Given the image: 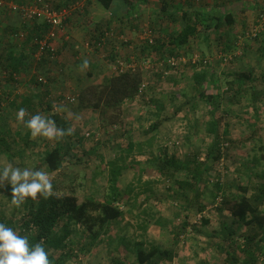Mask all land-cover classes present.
<instances>
[{
	"label": "rangeland",
	"instance_id": "rangeland-1",
	"mask_svg": "<svg viewBox=\"0 0 264 264\" xmlns=\"http://www.w3.org/2000/svg\"><path fill=\"white\" fill-rule=\"evenodd\" d=\"M34 1L4 0L8 6L11 4L17 6L22 4L31 5ZM40 1L50 4L55 10H67L69 13L67 18H71L78 13L79 5L69 4L57 7L56 4H52L53 1L56 3V0ZM243 2L242 11H240L239 5L237 6L238 9L235 6L232 11L235 16L246 13L245 16L248 22L244 26L240 25L236 36L231 37V40L235 43L232 50L226 55L222 54L219 49L222 43L216 41L217 32L212 30L209 35L210 40L205 42L202 39L196 46L192 56L193 59L195 56H199L213 63L215 77L217 76L220 79L223 85L221 87L223 93L226 88V81H230L234 77L231 73L238 72L245 66H248L247 69L254 67L255 77L259 78L261 71L264 70V59L258 56L257 48L259 46L255 37L256 35H264V31L258 28L259 15L264 11V0L261 2L258 0L256 6L250 3V0ZM242 3L240 4L242 5ZM143 22V25L135 27L137 30L134 33L135 40L129 36L127 37L124 32L126 31L125 28L121 26L117 28L119 31L115 29V31L108 34L107 38H110V41L102 45L98 51L93 50L91 52L93 48L88 50L85 45L86 39L78 42L75 51L80 55L82 63L76 67L78 71H76L75 77L71 76L70 72L66 73L67 68H64L65 65L60 69L58 67L52 68L54 73L60 76L58 86H54L49 91V100L52 102L53 111L60 115V123L56 125L59 128H62L65 124L68 125L65 130L71 128V135H65L60 139L31 136L30 144L26 146L21 142L28 131L25 122L35 114L47 116L48 114L42 110L44 106L36 110L31 116L26 113L24 120L20 121L17 119L18 111L10 109L9 101L6 102L5 97L2 98L3 101L0 100V115H4L6 112L11 114V119L5 121L11 135L4 136L1 134V136L6 141L11 142V137L15 133L14 137L17 142L11 145L14 152L13 156L0 153V167L12 164L20 168L45 171L42 163L44 151L52 148L57 142L61 144L62 141L66 140L70 142L68 145L75 152L91 148H94V150L97 148L96 151H103L104 154L101 155L87 154L92 159L84 156L85 158L81 160L80 164L68 166V169L61 174L60 172L49 174L52 178L53 193L58 196L71 194L73 189L78 202L82 203L89 197L101 202L104 195L107 194V196L117 199L116 201L120 205L116 207L123 211L120 218L109 224L102 241L93 244L91 249L86 247L85 250L80 249L78 243L86 244L88 240L84 238L81 231H78L77 226L74 227L73 240L75 239L78 242L75 249L80 259L70 260L66 264H116L120 261L123 264H137L136 254L134 253V243L137 242H142L147 249L148 245H153L173 255L170 262L164 259L159 264H229V259L233 255L237 256L240 264L241 260L247 259L248 251L255 256L253 264H264V231H256V228L251 229V227L237 225L232 228V234H229L227 240V228H230L233 218L226 211L217 210L220 200L214 199L213 186V183H216V176L220 174V180L228 184V188H231L232 191L236 190L238 184L242 183V187H245L247 183L249 194H259V189L264 185V179L261 180L255 175L259 176L260 173L264 172V101L261 103L258 112H255L249 106L243 109L241 104L235 108H230L234 114H230L229 117L225 116L224 120L229 132L227 136L228 143L225 144L229 149V160H224L217 166L218 173L214 165L215 167L213 166L214 168L212 167L207 174L209 183L203 189L201 198L202 204L206 207L205 210L199 213L196 212V208H192L189 212V218L185 220L184 212L180 208L184 203L173 195L176 194L175 192L171 193L173 191L171 189L173 187L172 182L157 174L156 166L150 159L151 157H162L165 151L180 158L196 155L199 161H205L208 146L211 142L210 138L205 135L203 128L195 136L189 135L191 133L189 125L196 117L203 119L208 116L210 107L191 98L192 81L190 73L193 72L192 69L186 72L183 71V74L181 72L175 73L174 69H171L161 75V73L155 72L149 62L148 64L147 61L143 60L141 62V59H137L136 55L141 51L143 42L148 41L146 35L149 31H151L150 37L152 39L159 38L157 36L158 29H151L147 21L144 20ZM26 23L27 25L30 24V22ZM213 23L211 21V24ZM23 24L24 20L19 12L6 8V6L0 11L1 30L8 25L22 29ZM64 29L65 34L60 33L59 36L61 43L62 40L67 39L66 35L70 36L71 33L70 28L64 26ZM22 40L23 38L17 39L14 43H20ZM69 40L67 41L69 42ZM52 47L56 51L53 45ZM247 47L248 50H246ZM113 49L116 51V56L111 60L110 54ZM87 53L90 54L86 55ZM199 57L197 59H200ZM85 60L88 62L86 68L83 64ZM120 63H123L124 70L128 69L126 66L133 64L135 69L143 71L145 77L143 92L146 96L145 100L137 99L131 104L123 105L120 110L122 123L117 127L110 126L106 129L100 124L102 121H99L95 112L78 107V95L85 87L92 85L91 83L94 84L92 81L96 79L101 81L103 75L105 76L108 72L112 74L116 69H119ZM87 72L92 75L96 73L101 75H94L96 78L94 79L92 76H87ZM34 75L35 73L33 76L30 73H20L16 76L15 83L9 82L13 85L10 97H13L16 93L21 97L27 96L30 90L22 85L30 76L35 79ZM37 76L46 81L48 85H51L50 74L38 72ZM258 88L262 89L263 85L259 84ZM206 89L209 93L215 91L208 84ZM174 91L181 93L179 99V96L173 95ZM184 93L188 97H184ZM176 98L180 100L179 102L182 105L180 111H177L175 106V102L178 101ZM71 99L74 100L71 101ZM150 99L160 101L164 106L160 114L163 123L155 133L146 132L154 120L152 116L154 108L147 105L146 101ZM188 99L192 101L189 102ZM17 100H20V98ZM220 100H224L223 97ZM222 103L224 102L222 101ZM225 107L228 108L226 104L221 105L217 111L221 112ZM106 120L109 121V118L107 117ZM106 131L109 133H106ZM124 131L133 137L135 155L127 161L124 158V160L106 164V158L123 157V154L120 155L121 152L116 153V146L117 142H122L121 134ZM117 166H123V170L118 180L119 187L114 190L115 188H109V183L112 185L113 182L110 177L111 181H108V175L109 167L114 169ZM243 176L250 177L248 182H245ZM178 178L180 177L178 176ZM7 186V181L3 186H0V216H3L5 221L11 220L13 222L12 227H16L17 233L20 232V235H26L25 229L20 226L26 215L25 203L19 207L12 206L11 198L5 192ZM135 194H137V197L133 200ZM261 210L264 213V203ZM184 221L188 223L189 227L182 230ZM178 230H181V233L177 237L176 232ZM31 236L32 233H29L28 238L30 240ZM250 236L253 237V241L246 246V237ZM223 244L227 245L226 249L230 254L227 252L220 253L218 249ZM144 247L143 249H145ZM243 247L247 252L246 250L242 251ZM46 251L53 257L59 254V252L48 249Z\"/></svg>",
	"mask_w": 264,
	"mask_h": 264
},
{
	"label": "trees",
	"instance_id": "trees-1",
	"mask_svg": "<svg viewBox=\"0 0 264 264\" xmlns=\"http://www.w3.org/2000/svg\"><path fill=\"white\" fill-rule=\"evenodd\" d=\"M99 3L105 11H109L108 15L101 19L98 23L94 24V27L88 30V36H86V48L91 52L98 51L100 47L110 41L107 38L108 34L112 32L111 24L117 19L122 23L129 22L132 20L134 12V4L136 0H95ZM165 0H163L164 2ZM221 1V0H220ZM122 2L125 5V10L118 12L116 17L112 12V8L115 3ZM142 3H146L147 0H140ZM218 2V1H217ZM166 3V2H165ZM163 3L161 8V14L163 17L168 19L170 22L175 21L174 15L171 12L168 16L164 14L167 10V5ZM217 4V3H216ZM223 4V3H221ZM164 5L166 7H164ZM6 8H9L7 5ZM10 9V8H9ZM57 9V8H56ZM1 11V10H0ZM216 11L214 16L215 23L213 25L207 24L206 19L200 18L201 14L197 12L188 17L185 13L183 18V24L173 34L167 35V39L155 38L152 42L144 41L143 46L139 54L136 55L137 59H141V62H149L155 72L164 74L167 70H173L176 73L187 71L192 69L190 73V79L192 81L191 98L197 101L203 102L210 107L209 115L203 119L196 117L192 123H190V134L194 135L199 133L201 128L204 129L205 135L209 136L210 144L208 146L207 155L201 162L198 160L196 155H189L184 158H180L174 154H169L164 151L162 157H151V161L156 166L157 174L163 179L172 182L171 193L175 192L178 200L184 203L180 207L184 212V218H189V212L192 208H196V212H203L205 205L202 204L201 198L203 189L208 185L207 174L211 168L215 165L221 164L224 160H229V149L227 144V136L229 135L227 125L224 123L225 116L234 114L230 108H235L240 104L242 108L247 106L258 112L261 107V103L264 101V70H262L260 77H255V68L245 66V68L238 72L231 73L234 77L230 81H226L224 93L222 91V84L220 79L216 76L212 63L207 59L200 58L197 62H192L193 54L196 48V40L201 38L199 25L203 26V31L207 32L208 37L212 30H216V41H220L221 48H219L222 54L226 55L232 50L234 41L231 37H235L238 32L239 22L235 17L233 11L230 10ZM264 12V11H263ZM262 12V13H263ZM260 13V14H262ZM115 17V19H114ZM68 19V18H67ZM66 19V21H67ZM207 21V22H206ZM66 23V22H65ZM25 24V25H24ZM21 28L11 27V25L4 26L0 29V86L7 85L9 82L15 83L16 76L20 73L25 72L24 70L32 68L34 69L33 82L39 86L48 87L47 82L43 81L37 76L39 69L47 66L49 69L59 67L58 52L52 53L49 48L41 47L40 42L45 39L50 31V26L44 20H33L29 25L24 21ZM150 28L154 29L153 22H149ZM65 25V24H64ZM91 26V25H90ZM88 26V27H90ZM244 26V25H242ZM64 27V26H63ZM5 37V38H4ZM258 40V56L264 59V35H256ZM23 38L20 43H14L15 40ZM220 47V46H219ZM248 50V47L246 48ZM110 58L116 56L115 49L111 50ZM75 54H78L75 52ZM87 53L86 55H89ZM175 58L179 60L184 57L186 63H179L176 66H169L167 64L168 59ZM241 59V58H240ZM116 62V61H115ZM139 68V67H138ZM91 73L89 76L91 77ZM145 83V77L142 70L126 69L122 72L116 69L108 77H105V81L102 83L92 84L85 87L80 91L78 95V107L80 109H90L98 115L100 124L107 129L110 126H119L121 121L120 110L123 105L131 104L137 99L145 100L144 90L140 91V86ZM209 85L213 92H208L206 85ZM262 84L263 88L259 89L258 85ZM10 91H4L0 94V100L5 97V101H9L10 106L15 111L20 108H24L26 113L31 116L37 108L34 105L32 95L17 98L10 97ZM47 91L38 93L36 97L41 99L46 98ZM175 94V95H174ZM177 94V95H176ZM179 92L174 91V96H179ZM182 97V96H181ZM184 97H188L184 93ZM223 97L224 100H220ZM13 98V101H10ZM20 98L19 104L17 99ZM177 99V98H176ZM177 99V100H178ZM189 100V99H188ZM3 101V100H2ZM147 105H151L154 108L152 114L154 120L148 127L147 133H155L162 125L163 120L160 117L163 104L155 99L146 100ZM178 100L175 102L177 111L181 109V103ZM192 100H189V102ZM222 101L224 103H222ZM245 101V104H244ZM225 107L221 112L217 111L221 105ZM41 108L43 106H40ZM45 113L49 114L47 118L53 119L55 123L59 122V116L53 111L52 103H47L42 109ZM233 110V109H232ZM176 111V113H177ZM234 111V110H233ZM237 116V115H236ZM109 118V121L106 118ZM188 119V117H186ZM68 126V125H67ZM62 126L63 129L67 127ZM3 132H2V130ZM106 133H109L106 131ZM1 134L4 136L11 135L10 129L6 125L0 126V152L5 155H14L11 146L13 143H17L15 140V133L11 137V142L6 141ZM119 136V135H118ZM122 142H117L116 153L123 154V157L117 158L116 156L107 161L106 164H111L119 160L127 161L131 156L135 155V142L133 137L125 131L121 134ZM30 132H26L22 139V144H30ZM68 142V143H66ZM69 141H62L61 144L57 142L52 148L46 149L42 156V163L45 171L48 174L60 172L68 169V166H73L81 163V159L77 157L74 151L69 147ZM139 153V152H138ZM86 153L85 156H87ZM264 160V157H263ZM114 166V164H113ZM112 166V167H113ZM214 166V167H215ZM213 167V168H214ZM122 167L117 166L114 169L109 167L108 181L112 179L113 184L109 183V188L117 190L118 180L120 178ZM71 170V169H70ZM218 173V170H217ZM216 173V174H217ZM178 176L180 178H178ZM261 180L264 179V172L260 175H255ZM245 182H248V176H243ZM220 174L216 176V183L214 185V199L220 200L217 205L218 211H226L232 218L233 222L230 228H227L229 234H232V228L239 225L242 227H251V229L264 231V213L261 210V206L264 203V185L259 189V194H249L248 184L242 187V183L236 186V190L229 189L228 184L223 183L220 180ZM204 186V188H203ZM248 186V187H247ZM228 188V189H227ZM6 194L11 198V187L8 185L5 189ZM137 194L133 196L135 200ZM115 197H109L107 194L104 195L103 201H95L92 197L85 199L84 202L79 203L77 197L74 195V190H71V194L60 195L53 193L52 196L47 199L43 198L39 194L36 199H26L25 208L26 215L22 224L20 225L26 231V235L32 233L30 244L41 243L46 249L53 252H59L56 257L49 255L51 264H66L70 260L80 259L76 253L75 246L78 242H74L73 233L74 227H83L85 232L84 235L88 243H78L80 249H91L93 244L102 241L106 234L107 227L109 224L122 216V210L116 206L120 205L116 201ZM116 204V205H115ZM0 222L5 223L7 226L12 227L13 222L11 220L5 221L3 216H0ZM189 227L186 221L183 222L182 230ZM13 228V227H12ZM15 231L16 227L13 228ZM20 234V232H18ZM181 230L176 232V236H180ZM246 246L250 245L253 241V237H246ZM226 244H223L220 249V253L229 251L226 249ZM144 244L142 242L134 243V253L136 254L137 264H159L161 260H167L170 262L173 259V255L167 251H162L159 248L148 245V249H143ZM246 250L244 247L242 251ZM247 252V250H246ZM252 252V251H251ZM247 253V259L241 260L240 264H253L255 260L254 255ZM76 259V260H77ZM116 264H123L122 261ZM229 264H239L237 256L230 257Z\"/></svg>",
	"mask_w": 264,
	"mask_h": 264
},
{
	"label": "crops",
	"instance_id": "crops-1",
	"mask_svg": "<svg viewBox=\"0 0 264 264\" xmlns=\"http://www.w3.org/2000/svg\"><path fill=\"white\" fill-rule=\"evenodd\" d=\"M48 1V0H47ZM218 1V2H217ZM246 0H165L163 2V0H147L146 3H142L140 2V0H136L134 4V12H133V17L132 20L129 22H120L118 19L117 21H113V23L111 24V30L112 32L115 31V29L117 30V28H120L121 26L123 28H125L126 31L125 35L128 37H130L131 39H134V33L137 32V30L135 29L136 26H140L141 24H144V20L147 21L148 23L151 21L153 22V25L155 26V29H158V35L159 38L162 39H167V35L169 34H173L175 31H177V29L183 24V18L182 16L187 13L188 17L190 15L195 14L196 12L200 15V18L202 19H206L207 24L213 25L211 24V21H213L215 23L214 16H216V11L220 10H230L232 11V9L234 10L233 7L236 6V8L238 9V5L240 7V11H242L243 6L246 2H243ZM262 0H260L261 2ZM166 2V3H165ZM244 4H243V3ZM52 3V1H51ZM163 3H165V5H167V10L164 14H166L167 16L169 14H173L175 21H169L168 19H166L165 17L162 16L161 14V8ZM217 3V4H216ZM223 3V4H221ZM242 3V5L240 4ZM250 3H252L254 6H256V3L258 4V0H250ZM52 4H56L55 6L60 7V6H66L69 4H74V5H79L78 7V13L76 15H74L71 18H68L65 25L66 27L70 28V36L66 35L65 37L67 38L66 40H62V43L60 41V33L56 36V38L54 40L51 41V45H53L56 49V52H58V62H59V67H63L67 68L66 69V73L70 72L71 76L76 75V71H78V69L76 68L77 66L81 65L82 60H80V55L79 54H75V48L77 47L76 44H78V42L83 41V39L86 38V36H88V30L89 28H93L94 24L98 23L101 19L105 18L109 11H105L102 7H100L99 3H97L95 0H56V3ZM50 5V4H49ZM164 5V7H166ZM51 6V5H50ZM52 7V6H51ZM125 5L122 2H117L115 3V6L112 8V12L115 14L114 16L116 17V15L118 14L119 11L121 10H125ZM58 9V8H57ZM60 10V9H58ZM171 12V13H168ZM246 14V13H245ZM242 15L241 13L237 16H235L238 19L239 25H246L248 20L246 18V16ZM235 15V13H234ZM86 16V17H84ZM114 17V19H115ZM210 21V22H209ZM91 25V26H90ZM150 25V24H149ZM90 26V27H88ZM201 30L202 33V37L196 40V45H198L202 39L207 42L209 41V36L207 37L206 34H208L207 32H204L203 26L199 25L198 26ZM137 28V27H136ZM119 31V30H117ZM70 37V38H69ZM70 39V40H69ZM69 40V42L67 41ZM77 53V52H76ZM213 66V63H212ZM75 67V68H74ZM215 70V67L213 66V68ZM75 70V71H74ZM25 72L23 73H30L34 74V69L29 68L24 70ZM39 72L41 73H45L47 75H51L49 78L50 80V84L48 85V87H43V86H39L38 84L36 85L33 82L32 76L28 77V79L25 81V83H23L22 86L27 87L30 91L29 94L27 95V97L30 95V93L32 95H34L33 100H34V105L37 106V108L34 110H38L39 108H41L40 106H44L47 103H52L49 98H50V90H52L54 88V86H58L57 84L60 83V76H58L56 73H54V71L51 69H49L47 66H44L42 68L39 69ZM87 76H89V72L86 73ZM54 75V76H53ZM94 75H98L100 76V73H96ZM94 75H91L92 78L96 79ZM111 75L109 72L104 76H102V80L99 81V79H96L92 82H94V84L96 83H102L105 81V77ZM26 76H28L26 74ZM68 76V75H67ZM93 84V83H91ZM13 89V85L12 84H7L5 85H1L0 86V94H2L4 91L7 90H11ZM42 91H47V95L45 94L44 96H46V98L41 99V97H36V95L39 93H41ZM36 94V95H35ZM20 95H17V93L15 95H13L14 98H17ZM14 99L11 98L10 101H13ZM21 100H17V104H19ZM10 109H12L13 111H15V109H13L10 104H9ZM17 111V110H16ZM38 113V111H37ZM45 113V112H44ZM59 116L60 115L58 113H55ZM49 115V114H48ZM47 115V116H48ZM45 115V117H47ZM15 118V115H14ZM11 119V114L10 112H6L4 113V115H0V126L2 125H6L7 126V120ZM60 121V119H59ZM26 134V133H25ZM25 136V135H24ZM9 146L10 143H9ZM78 150V149H77ZM97 148H91L88 150H78V152L74 153L77 155V157L79 159H84L85 154L86 153H90V154H96V155H101L104 154L103 151H96ZM2 153V152H0ZM114 157L111 158H106L105 162L112 160ZM88 159H92V158H88ZM82 228V229H81ZM83 230V231H82ZM78 231H81V234L84 235V228L83 227H78ZM83 232V233H82ZM75 233V232H74ZM75 235V234H74ZM84 238L86 239L85 235ZM120 240V239H119ZM75 242H77V240H73Z\"/></svg>",
	"mask_w": 264,
	"mask_h": 264
},
{
	"label": "clouds",
	"instance_id": "clouds-1",
	"mask_svg": "<svg viewBox=\"0 0 264 264\" xmlns=\"http://www.w3.org/2000/svg\"><path fill=\"white\" fill-rule=\"evenodd\" d=\"M84 67L88 62H83ZM26 110L20 108L17 119L24 120ZM32 137L42 136L48 139H60L71 135L72 129L57 127L53 119L40 114L32 115L25 122ZM7 181L11 187V205L19 207L26 199H36L39 194L47 199L53 195L50 175L43 170H30L7 164L0 167V186ZM0 264H51L49 253L41 243L30 244L26 235L18 234L12 227L0 222Z\"/></svg>",
	"mask_w": 264,
	"mask_h": 264
},
{
	"label": "built area",
	"instance_id": "built-area-1",
	"mask_svg": "<svg viewBox=\"0 0 264 264\" xmlns=\"http://www.w3.org/2000/svg\"><path fill=\"white\" fill-rule=\"evenodd\" d=\"M5 6L7 5L5 4L4 0H0V10L4 9ZM9 8L15 12H19L23 20L26 22H31L33 20H44L51 28L45 39L40 42V46L49 48L52 53L55 52L54 48L51 45V41L54 40L59 33H61L62 35L65 34V29L63 26L69 15L67 10H55L48 3H43L40 0H35L31 5L22 4L17 6L11 4L9 5ZM258 28L259 30L264 31V12L259 15ZM150 33L151 31H149L146 36L148 38V41L151 43L152 38L150 37ZM198 57L199 56H195L194 59H192V62H197L199 60L197 59ZM179 63H186V59L182 57L179 60H176L172 57L167 61V64L171 67L176 66ZM126 67L128 69L130 68L131 70H135L133 64ZM148 67L150 66L148 65ZM123 70V63H120L118 71L122 72ZM144 86V84L140 86V91L144 90ZM73 100L74 99H71V101Z\"/></svg>",
	"mask_w": 264,
	"mask_h": 264
}]
</instances>
